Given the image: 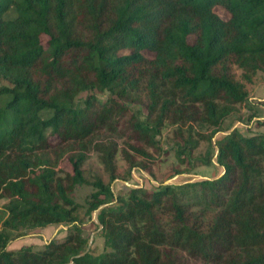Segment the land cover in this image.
Returning a JSON list of instances; mask_svg holds the SVG:
<instances>
[{
  "label": "trees",
  "instance_id": "1",
  "mask_svg": "<svg viewBox=\"0 0 264 264\" xmlns=\"http://www.w3.org/2000/svg\"><path fill=\"white\" fill-rule=\"evenodd\" d=\"M215 6L229 14L226 21ZM232 67L247 83L264 72V0H0V82L7 83L0 86V196L8 201L0 264H177V252L207 264H264V131L246 136L233 128L212 141L234 107L251 102ZM92 91L110 97L75 103ZM135 92L147 101L141 119L123 103ZM166 124L180 137V162L190 158L194 135L207 139L208 162L215 149L223 174L153 192L130 189L125 199L95 179L87 210L98 211L103 251L91 255L71 197L88 184L84 146L110 131L154 147ZM49 136L80 145L69 159L72 173L34 171L47 165L37 157L50 148ZM128 141L120 153L132 170L133 156L147 154ZM95 151L115 180L116 145ZM187 196L215 206L204 229L189 222ZM53 224L72 228L43 250L7 249V230Z\"/></svg>",
  "mask_w": 264,
  "mask_h": 264
},
{
  "label": "rangeland",
  "instance_id": "2",
  "mask_svg": "<svg viewBox=\"0 0 264 264\" xmlns=\"http://www.w3.org/2000/svg\"><path fill=\"white\" fill-rule=\"evenodd\" d=\"M213 12L223 21L229 18V14L221 7H213ZM47 38L42 37L41 42L44 44ZM188 43L194 42V37H188ZM143 55L146 59L152 58V53L144 51ZM234 79L241 82L248 94L252 97L250 103L236 105L233 112L224 120L221 125V131L217 133L212 141L229 133L236 128L243 135L248 136L256 132H263L264 122V72L257 71L251 76L250 82L242 80V71L236 67L231 68ZM6 86L5 81L0 82V86ZM88 97H95L100 101H106L109 94H99L95 91L83 92L76 96L75 103L83 106V102ZM134 113H140L141 118L147 115L146 97L142 92H135L126 101L123 102ZM203 135H207L208 131L198 130ZM175 127L164 125L160 134L156 136V145L154 147H145L139 143L128 141L125 136L121 138L112 132L101 131L91 138V144L84 146L82 150L85 160L81 165L83 177L88 184L76 185L72 192V199L78 205L76 211L78 225L82 230L83 236L86 238V249L93 255L97 256L103 251V238L97 221L98 211L88 213V203L91 201V195L96 189L89 183L95 179H99L104 185L110 188L116 197L126 198L130 189L141 188L149 192L156 191L162 184L181 185L186 183H199L204 180H215L220 177L224 170L217 165L215 158V149L212 151V160L209 162L206 153L209 151V143L207 139H197L196 146L191 150L190 158L186 154L182 155L180 162L176 158L175 146L180 142L178 134L174 133ZM186 135L185 133L183 134ZM48 143L50 148L43 153H38L37 161L46 163V166L35 168L38 172L39 168L47 167L53 170L57 177H62L65 173H72V167L69 159L79 153L77 144H63L58 137L49 136ZM140 146L147 154V157L133 156L136 167L129 169L121 156L120 149H128L126 142ZM114 143L117 147V153L114 157L115 180L111 181L108 174L104 171L99 163V154L95 151L97 144ZM187 209V217L191 224H195L202 229L210 224L214 214V205H206L201 200H191L190 197L182 198ZM8 201L0 196V226L2 221L7 217L4 208ZM110 203L114 204L113 201ZM103 207V206H102ZM164 220H162V223ZM71 224H53L41 228H24L19 230H7L10 242L7 249L16 252L18 249L31 246L34 250H43L49 242L61 241L71 230ZM176 263L178 264H207L197 259H192L183 253L177 252Z\"/></svg>",
  "mask_w": 264,
  "mask_h": 264
},
{
  "label": "crops",
  "instance_id": "3",
  "mask_svg": "<svg viewBox=\"0 0 264 264\" xmlns=\"http://www.w3.org/2000/svg\"><path fill=\"white\" fill-rule=\"evenodd\" d=\"M249 99H252V97H249Z\"/></svg>",
  "mask_w": 264,
  "mask_h": 264
}]
</instances>
